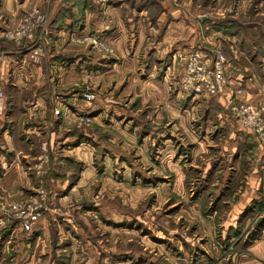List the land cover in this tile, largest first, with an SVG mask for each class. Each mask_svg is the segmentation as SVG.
Listing matches in <instances>:
<instances>
[{
	"label": "rangeland",
	"instance_id": "rangeland-1",
	"mask_svg": "<svg viewBox=\"0 0 264 264\" xmlns=\"http://www.w3.org/2000/svg\"><path fill=\"white\" fill-rule=\"evenodd\" d=\"M7 1L20 3L23 0ZM28 1L10 20L8 13L13 9L0 7L9 22L7 27L0 28V47L13 42L22 48L25 44L22 50L28 52V46L36 40L27 38L28 33H33L40 39L42 54L46 53L51 39L55 38L52 34L54 21L60 13L68 16L74 5H77L75 14L70 16L77 22L84 20L89 10H96V5L94 29L99 31L106 25L101 20L105 0ZM113 1L119 3V0ZM122 1L124 6L120 16L128 18L127 24L134 28L130 33L133 39L128 41L130 47L142 43L157 45L167 22H161L158 33L151 34L147 28L166 9L160 1L170 2L169 8L173 11L170 28L174 34L167 36L170 44L175 43L177 47L174 57L171 47V54L133 57L127 63V69L104 63V68L96 71L95 67H88L87 52L81 49L80 54L73 57H80L78 64L69 73H63L66 77L64 85L58 90L55 80L51 85L47 82L41 85L37 83L38 79H31L25 87L12 89L6 86L5 76L0 73L5 93L0 119L5 118L6 102L11 97L45 95L43 90L54 97L58 91L62 98L54 113L57 116L64 113L67 131L64 134L84 141L79 154L74 152L71 157L64 156L63 162L61 159L52 162L49 144L44 140L40 143L32 168L35 179L32 194L39 198L30 206L42 207L41 216L47 213L48 218L53 219L50 223L55 219L54 215H49L51 206L62 207L60 219H55L63 231L59 239L74 241L73 248L65 249L64 253L76 254L77 264H85L88 259L89 264L97 261V264H124L122 261L127 259V264H264V244L255 245L257 248L250 246L264 235V168L259 162L264 161V150L252 148L251 136L256 139L254 134L244 136L243 141L241 138L244 144L234 146L231 134L226 130L225 133L214 130L219 114L216 98L219 96L187 88L183 83L184 70L194 51L213 60L221 50L229 67L237 60L234 56H238L240 50L236 42L228 41L227 45L218 38L222 23L235 24L233 20L237 19L239 26L236 25L234 30L228 26L229 31L242 32L249 42L250 38L256 37L252 42H256L257 47H264L262 36H256V33H264V0ZM141 6L145 9L140 16L137 11ZM203 17L214 21L209 24ZM140 26H143V37H138L135 30ZM25 29V36L18 40L12 38L13 32L22 33ZM92 36L102 42L99 46L87 43L91 51H96L98 61L104 55L119 60L116 50L120 45L100 39L98 35ZM86 37H74L73 42L85 49ZM239 46H243L240 41ZM63 52L60 50L59 54ZM0 54L6 55L1 49ZM127 57L130 59L131 55ZM20 58L23 60V53ZM28 59L27 63H39L41 57L34 61L28 52ZM137 65L143 68L141 78H146L148 72L153 75L157 69L169 73L168 77L174 82L175 112L161 108L156 95L159 89L135 81ZM54 76L56 80L60 79L59 74ZM157 109L164 124L154 122ZM22 111L20 108L14 115L21 126L28 121L22 118ZM137 114L138 118L132 116ZM54 126L55 123L48 121L44 127L49 130ZM163 126L165 131L161 134L154 132ZM200 126H208L209 132L200 134ZM234 147L237 148L234 150ZM43 156L45 162L38 171L36 165ZM58 164L64 167L60 169ZM254 170L255 174L261 171L262 180L256 183L259 187L255 190L257 200H253L238 217L229 215V206L235 204L239 195L250 191L243 181ZM57 177L56 190L54 181ZM50 179L53 185L49 183ZM71 181L79 183L72 195L62 198V190ZM258 200L262 204L254 210ZM216 204L219 212L215 214ZM230 218L233 222L226 225ZM51 233L54 237L53 231Z\"/></svg>",
	"mask_w": 264,
	"mask_h": 264
},
{
	"label": "crops",
	"instance_id": "crops-1",
	"mask_svg": "<svg viewBox=\"0 0 264 264\" xmlns=\"http://www.w3.org/2000/svg\"><path fill=\"white\" fill-rule=\"evenodd\" d=\"M28 2V0H23L20 3L0 0V7L13 9L8 13V16L10 17H7V19L10 20L12 19V16L15 15L18 10L25 7ZM160 2L163 4V9L164 6L166 9L161 12L158 20L154 21L153 24L148 26L149 28H147L148 32L151 31V34L158 33L161 27V22H167L166 27L164 28V35L161 36L156 46L149 43H142L143 45L135 44L133 45V47L128 46V41L133 39L131 37L132 34L130 33L133 32L134 28L132 25L127 24L126 21H130L128 18L124 19L120 16L122 6H124V1L119 0V3L115 4L113 0H105L104 3H102L104 15L101 16V20L102 22H104L103 24L106 25L102 29H99V31H96V29H94V24L96 22L95 18L97 15V6L94 5L96 7V10L92 9L86 12L84 20H80V22H77L75 17L70 16V14H75L77 5H74L73 10L69 11L70 14H68V16L64 15V17L62 16L64 13H60V16L57 17L54 21V33L52 34H54L53 37L55 38L54 40L51 39V42L48 46V51L41 55L39 63H33V61H30L32 63L26 62V60L28 59V52L22 50L25 47V44L22 48H20L21 45L15 44L13 42L6 45L4 43L0 47V49L3 50L4 53H6V55L0 54V73L5 76L4 83L6 82L7 87L16 89L25 87L26 84L31 83V79L32 81L38 79L37 83L41 85H43L45 82L51 85V83L55 80V89H61V87H63L64 85L63 79L66 78L64 77L63 73H69L78 64V59L80 57L75 59H73V57L79 55L81 49L82 52H87L86 61L88 67H95L96 71L103 69L104 66L102 68V64L104 63L119 65L121 68L127 69V63L131 61L133 57H139L140 55L144 54H148L151 57L154 55L163 56L170 53L171 47H173L172 56L174 57V55H176L175 50L177 49V47L174 46L175 43L170 44V39H168L167 36L168 34H174L172 29L170 28L172 23L170 20V14H173V11L169 8V6H171L170 2ZM144 9L145 6H141L137 11L139 12L140 16L143 13ZM108 13L111 14L109 15V17ZM2 14L5 15L3 11H0V28H3L5 26L7 27V23L9 25L8 20L5 19ZM203 19L207 20L209 24L214 21L210 20V18L208 17H203ZM182 21L185 20L182 19ZM234 21L235 24H228L226 22L227 24L222 23L221 25H219V28H222V30L220 29V34L218 35L219 40L223 44L226 43L227 45H229L228 41H232L234 43L236 42V46L240 50L239 55L234 56V58H237V60H235L229 67V75L232 78L231 80L233 82V86H240L243 88V94L240 95L241 99H244L256 106H262L264 105V47H257L256 42H252V38L257 39L256 37L250 38L249 42L247 41V38L243 37L242 32H230L229 28H232V30H234V27L239 24L237 19L233 20V22ZM228 26L231 27L228 28ZM142 28L143 26H140L139 28L137 27V29H135L136 33H138V37L140 35L143 37ZM170 30L172 31V33H170ZM85 35H98L100 39L111 41L114 44L116 43V45H120V47L116 50L117 56L120 57L119 60H115L113 58L107 57L108 55H104V58H101L98 61L96 59V51H94L93 49L91 51L89 44L86 43V48L84 49L73 42L75 40L74 37H83ZM159 35L158 38L160 37ZM256 36H262L261 39H264V33H256ZM239 41L243 44L242 47L239 46ZM65 43H67L66 46ZM69 46L72 47L69 48ZM162 46L164 47L162 51H160L159 48H161ZM69 49L70 51H67ZM60 50L64 52L59 54ZM22 53L24 56L23 60H21L20 58L22 57ZM65 53L70 56H66ZM128 55H131L130 59L127 57ZM53 57L55 59H53ZM169 58L170 56L168 57V60ZM158 61H161V59L159 58ZM99 63L101 65H97ZM136 68H138V65ZM142 70V67L138 68V73L135 81L138 82L139 85H141L142 83L143 85H152L155 88L159 89V93H156V95L161 103V108L163 110H166L167 112H170V110L175 112L176 97L173 90L174 82L168 77L169 73L166 71H164L163 73V70L157 69V71L153 75L148 72V75L145 76L146 78H141V76L144 74L141 72ZM153 71L154 70H152L151 72ZM57 74H59V80H56L54 76ZM49 90H51V88H49ZM43 93H45V95L34 94L29 97H11L6 102L5 118L0 119V218H4L5 220L4 224H0V264L78 263L76 254L72 253L71 256V251L64 253L65 249L70 248L71 246L73 248V244H75L74 241L72 239H67L66 242H64L63 240L59 239V236L63 231H61L59 224L55 223V219H60V211L62 207L58 206L54 208L53 206H51L49 215L55 216L54 223H50L49 221L53 219L48 218V214L44 213L43 216H41L40 219L35 223L32 231H27L23 228L22 220L18 219L17 213L14 212L15 206L20 210H23L29 207L30 204L35 201V199L39 198L35 193V195L32 194L34 192L33 184L35 180L34 175L32 174V168L35 166L34 163L37 160V154L40 148L39 145H41L42 142L46 141L49 144L50 150L52 152V162L57 161L58 159H61L62 161V158L64 156L71 157L73 156L74 152L79 154L81 146H84V141L80 140L78 137L77 141L76 138L73 139L71 138V136L69 137V134L65 135V132L67 131H65L64 129V126L66 125L63 116L64 113H62L60 116H57L54 113L55 109L60 104V99L62 98L59 95L58 91H55L54 97L46 95L47 91L45 92L43 90ZM232 94V92H229L226 97L219 96V98H216L219 114H217L218 119H216L217 124L214 127V130H221L223 132L226 130L227 134H231V136L233 137L232 142L234 146H239V144H244V142H242L244 140V136L249 135L250 131L242 127V125L229 112L228 98L232 96ZM20 108L21 110H23L22 118L28 119V121L22 123L26 126H21L15 120L14 115ZM156 111V121L154 122H157V125L159 124V122H163L164 124L163 117L162 119H160L161 117H159V109H157ZM132 116L138 118L137 116L139 115L137 114ZM48 121H52L53 123H55V126L49 130L48 127H44L47 125ZM16 123L18 124L17 126ZM198 128L200 134L209 132L208 126H200ZM159 129L161 130L159 131ZM162 131H165V126L156 129L154 132L159 135L162 133ZM255 140L256 139L251 136V145H254L252 148L255 149L258 147L261 150L262 148L259 147L258 143ZM79 144L80 146H78ZM236 148L237 147H234V150ZM262 153L264 154V151H262ZM259 162L264 168V161ZM58 165L60 166V169L64 167V165ZM54 166L56 167V163H54ZM255 173L256 170H254V172L247 176L246 180L243 181L245 185L248 186V190L250 191H246L244 194L239 195L236 202H234L235 204H233L231 207L229 206V215L232 216L235 214V216L238 217L243 213V211H245V209L249 205L251 206L253 200H257V193L255 190L259 187H257L256 183L259 184L262 180L261 171H259L257 174ZM52 182L53 180L50 179L49 183L51 185H53ZM58 182L59 179L57 177L56 181H54V184H56L55 188L57 187ZM72 182L73 181L67 184L65 190H62L64 191L61 193H64V195H62V198L67 199L69 195H72V193L74 192L73 190H75V187L79 183V181L75 183ZM57 189L58 188H56V190ZM199 199L200 198H198V201ZM2 204L7 206V211L1 207ZM261 204L258 200V206L256 207V203H254L253 209L256 210L255 208H259ZM52 205L54 204L52 203ZM213 210L215 214L219 212L217 209V204ZM254 212L255 211H253V213ZM233 220L234 219L232 218H230V221L227 220L225 222L226 225L232 223ZM71 230L75 233L74 227L71 226ZM52 231L55 235V238L51 237L53 236V234L51 233ZM261 243L264 244V235L260 239H256L250 246L257 248L258 246L256 247L255 245ZM123 257L124 256H121V258ZM128 260L129 259L123 260L122 263L127 264ZM97 262L95 264H97ZM85 264H89V259L85 262Z\"/></svg>",
	"mask_w": 264,
	"mask_h": 264
},
{
	"label": "built area",
	"instance_id": "built-area-1",
	"mask_svg": "<svg viewBox=\"0 0 264 264\" xmlns=\"http://www.w3.org/2000/svg\"><path fill=\"white\" fill-rule=\"evenodd\" d=\"M26 32L27 30L25 29L22 33L18 31L13 32L11 35L13 39L18 40L25 36ZM35 36L33 33H28L27 38H30L32 41L34 38L36 39L28 46V52L34 61H38L43 49L40 45V39ZM85 41L86 43L89 42L98 46L102 43L97 37L92 35L87 36ZM201 54L200 51H194L188 59L183 76L185 87L192 88L193 90H202L210 95L224 97L229 92H232V96L228 98L229 112L245 129L255 135L257 143L264 150V105L256 106L240 98V95L243 94V88L233 86L232 78L229 75V61L223 51L218 50L213 60H209ZM4 100V88L0 81V114L4 112ZM42 148L46 149V146ZM44 162L45 156L41 157L40 162L36 165L38 171L42 168ZM1 207L6 211L8 210L6 205L2 204ZM41 208L39 205H31L26 209L20 210L15 206L14 212L17 213V218L22 220L23 228L29 231L32 229L34 223L39 220ZM4 222V218H0V224H4Z\"/></svg>",
	"mask_w": 264,
	"mask_h": 264
}]
</instances>
